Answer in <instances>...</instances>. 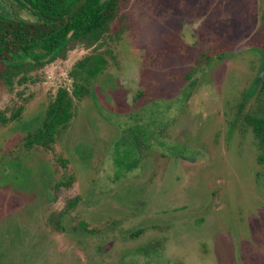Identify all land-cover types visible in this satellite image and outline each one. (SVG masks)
I'll return each mask as SVG.
<instances>
[{
	"label": "rangeland",
	"instance_id": "obj_1",
	"mask_svg": "<svg viewBox=\"0 0 264 264\" xmlns=\"http://www.w3.org/2000/svg\"><path fill=\"white\" fill-rule=\"evenodd\" d=\"M124 13L130 28L51 151L24 138L91 51L0 86V111L23 109L0 121V264H107L133 249L118 264H264V164L244 120L264 114V0H126ZM76 197L51 231L47 216Z\"/></svg>",
	"mask_w": 264,
	"mask_h": 264
},
{
	"label": "trees",
	"instance_id": "obj_2",
	"mask_svg": "<svg viewBox=\"0 0 264 264\" xmlns=\"http://www.w3.org/2000/svg\"><path fill=\"white\" fill-rule=\"evenodd\" d=\"M11 1L13 5L40 17L36 23H30L19 19L13 10L11 16L0 14L1 87L12 91L15 84H34L35 74L48 65L66 60L68 53L77 47L91 51L71 67L68 73L72 82L71 90L57 89L53 100L46 107L40 125L24 138L27 149L39 147L51 151L74 115V99L81 100L89 95L91 82L106 69L107 56L112 55V52L105 48L111 42L118 43L122 34L130 28L128 16L124 13L126 0H84L75 13L73 10L81 0ZM50 18L63 20L54 22ZM261 30V37L264 39V18ZM262 47L264 50V43ZM203 59L207 63L211 58L201 55L195 63H201ZM194 72L193 67L186 77L194 75ZM22 110L19 106L9 116H6L5 111H0L1 123L17 120ZM260 112L256 117L244 120L258 137H264V114ZM59 182L54 185L55 189L69 187L72 178ZM77 202V197L67 200L64 209L53 211L47 216L45 225L53 232H62L63 218ZM74 228L81 233H95L92 229L87 230L84 222L78 223ZM127 254V257L134 258L137 251H121L114 259H108L107 264H118L121 260L124 261Z\"/></svg>",
	"mask_w": 264,
	"mask_h": 264
},
{
	"label": "water",
	"instance_id": "obj_3",
	"mask_svg": "<svg viewBox=\"0 0 264 264\" xmlns=\"http://www.w3.org/2000/svg\"><path fill=\"white\" fill-rule=\"evenodd\" d=\"M83 2H84V0H81V2L77 5V7L74 8V10H73L74 13L78 11V9L80 8V6ZM12 10H13L14 14H16L18 16L19 19H21L23 21H29L30 23H36L40 17L38 15L29 13L25 9H21L17 5H13ZM50 20L57 22V21H61L63 19H51L50 18Z\"/></svg>",
	"mask_w": 264,
	"mask_h": 264
},
{
	"label": "flooded vegetation",
	"instance_id": "obj_4",
	"mask_svg": "<svg viewBox=\"0 0 264 264\" xmlns=\"http://www.w3.org/2000/svg\"><path fill=\"white\" fill-rule=\"evenodd\" d=\"M253 117L254 116H252V117L251 116L250 117L245 116L244 118H250L251 119ZM252 132H253V130H252ZM253 134H254V137H255L256 142H257V148L261 151V154L259 155L258 160L261 161L262 164H264V137H262V136L258 137V135H256L254 132H253Z\"/></svg>",
	"mask_w": 264,
	"mask_h": 264
}]
</instances>
